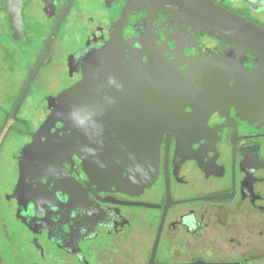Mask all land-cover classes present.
<instances>
[{
	"label": "flooded vegetation",
	"instance_id": "obj_1",
	"mask_svg": "<svg viewBox=\"0 0 264 264\" xmlns=\"http://www.w3.org/2000/svg\"><path fill=\"white\" fill-rule=\"evenodd\" d=\"M207 1L264 28V0ZM116 55L168 85L146 185L148 117L116 82L78 153L36 145L68 127L46 122L87 61ZM0 264H264V50L151 0H0Z\"/></svg>",
	"mask_w": 264,
	"mask_h": 264
},
{
	"label": "water",
	"instance_id": "obj_2",
	"mask_svg": "<svg viewBox=\"0 0 264 264\" xmlns=\"http://www.w3.org/2000/svg\"><path fill=\"white\" fill-rule=\"evenodd\" d=\"M151 1L161 5V7L178 10L184 16L198 21L204 27L219 35L229 36L237 41L250 44L251 46H258L264 50V28L214 3L207 0ZM50 40L51 38L49 39V43ZM117 42L118 40L110 43L108 50H112L113 53L115 50L117 51L118 49L115 47L117 46ZM42 59L41 57L38 64H40ZM93 60L95 59L91 58L86 63L84 79L66 89L57 98V105L53 108L46 122L49 129L58 121L64 122L68 127L56 132L49 130L47 133L44 129H41L36 139L39 140L45 135L47 140L43 143L37 142L36 145L39 147V150L45 151L44 155L46 159H57L66 154V150L78 153L81 148L78 141V132L82 128L87 131L91 129V118L93 117L95 106L102 100H108V98L98 96L96 92L104 85L106 90H108L110 89V85L116 82L115 90H117L118 95L113 97V99L116 98L119 103L122 100L127 101V106L133 108V118L135 120L136 117L137 122H141V119L145 120L147 117L149 118H147L149 122V143L144 147V158L148 163L149 170L148 175L146 174V177L141 179L142 183L146 185L147 181L155 177L157 172L159 144L156 143L152 135L154 126L151 123L152 118L157 115L154 111L155 106H160V103L156 101L159 98L165 100L168 96L166 94L168 91L166 88L168 86L167 82L152 69L153 72H151L149 67L148 71H146L144 69L146 65L137 61H125L120 55L111 57L110 63L102 61L99 64H95ZM110 76H113V78H110ZM144 76L148 78L146 79ZM119 92L122 93L120 94ZM146 108H148L147 111H145ZM82 117L89 119L91 124L89 125L87 121H84V126H81L80 121ZM69 130L71 131L70 133L68 132ZM61 131L63 134H61ZM92 147L87 142L84 144L85 155L92 153ZM117 155L119 154L117 153ZM23 156V164L28 165L31 159L29 148L25 150ZM145 160L143 161L145 162ZM123 164L126 165L128 162H124ZM125 171L128 174L131 173L126 167L123 169L116 168L117 175L124 176L122 173Z\"/></svg>",
	"mask_w": 264,
	"mask_h": 264
}]
</instances>
